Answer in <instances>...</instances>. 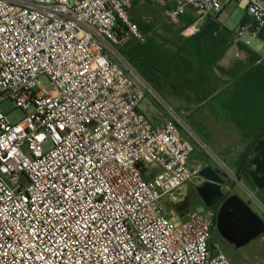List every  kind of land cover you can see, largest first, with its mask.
Here are the masks:
<instances>
[{
  "label": "built area",
  "instance_id": "built-area-1",
  "mask_svg": "<svg viewBox=\"0 0 264 264\" xmlns=\"http://www.w3.org/2000/svg\"><path fill=\"white\" fill-rule=\"evenodd\" d=\"M136 1L0 0V29H6L0 31V62L10 49L24 52L34 46L36 53L32 67L21 64V71L6 83L0 82V106L9 101L25 112L22 120L13 123L0 109V145H4L0 148V264H43L29 259L34 254L27 247L32 237L24 232L29 226L43 228L41 239L48 241L44 247L53 250L48 264H97L105 247L109 251L103 254V264H130L133 254L140 260L131 264H231L224 253L214 250L208 214L181 222L168 215L165 200L187 184L195 185L199 177L200 168L191 165L193 143L177 120L157 124L141 112L145 91L107 56L108 49L116 54L115 47H126L129 37L118 35L123 27L145 42L130 15ZM150 1L157 6L174 4L164 11L172 26L187 9H193L199 16L193 28L237 3L251 18L235 34L239 48L251 49L246 35L260 39L264 30L261 0ZM260 40L264 48V39ZM50 53L54 59L48 61L49 68L56 66L51 73L40 64V58L47 60ZM240 55L238 51L236 56ZM253 64L264 66V55L258 54ZM9 67L16 65L9 62ZM55 71L60 72L56 79L64 85L62 90L50 79ZM43 76L54 85L51 96L44 89ZM3 79L0 75V81ZM49 99L50 104L45 102ZM61 122L63 131L57 127ZM17 128L22 131L16 132ZM36 136L45 139L36 140ZM69 157L75 162L70 167L73 173L79 169L82 183L68 187L72 195L65 192L58 205L59 183L57 190L46 185L68 171L63 165ZM82 159L85 165L89 160L103 163L87 171ZM97 188L101 190L97 192ZM22 197L28 198L27 204L18 207ZM140 200L143 203L137 204ZM5 209L15 211L6 213ZM128 209L136 210L127 215ZM49 224L55 241L48 238ZM81 228L84 235L80 239L89 242L87 247L71 240L65 245L60 239L61 233L68 236Z\"/></svg>",
  "mask_w": 264,
  "mask_h": 264
},
{
  "label": "rangeland",
  "instance_id": "rangeland-1",
  "mask_svg": "<svg viewBox=\"0 0 264 264\" xmlns=\"http://www.w3.org/2000/svg\"><path fill=\"white\" fill-rule=\"evenodd\" d=\"M145 3H147L145 9L136 10V15L133 13L136 16L134 18L145 31H149L152 40L156 42V44L169 46L172 50H177V48L181 49L187 46L194 49L200 42V38H198L195 42L189 43V38H192L189 37L190 33H184L183 30H180L182 27L173 28V26L169 25L165 21L161 6L154 5L150 0H146ZM246 13L245 10L238 7L237 3L232 2L221 12L218 22L224 28L236 32L238 31L240 22L246 17ZM161 36L167 38L169 42L171 40V44L162 40ZM245 39L251 40V50L257 52L259 55H264L262 40L253 39L249 34L246 35ZM208 42L206 41L205 43ZM237 51V47H232L229 50L230 58L235 59ZM239 52L243 58L244 56H247L245 52L240 50V48ZM134 53H136L135 50H133V54ZM140 55L142 58L139 64L148 68L153 77L157 76L158 72L161 71L159 64L157 63H159V61L164 62V60L160 59V55H154V57L148 52H141ZM254 69L256 74L260 72L258 70H261L260 81H255L254 84L248 82L246 75V77L239 80L238 83H233L229 89L228 101L225 104L220 105L222 113L219 115L206 114L205 110L208 109L207 107L203 109H191L190 113L187 115L179 113L170 99V93L164 92V90H159L157 82L154 83L151 79L148 80V86L145 87L148 96L144 102V111L146 112L147 108H157L160 112H165L172 116V118L175 117V119H177V116L175 115L177 114L180 119L177 120L182 121V128L184 129L187 139H194L223 170L228 174H233L229 159H231L230 155L232 153L238 152V148L236 142L229 141L226 138V135L234 134L226 131L221 133L219 128L221 125L230 127L243 126L246 130L263 129L262 131L264 133V68ZM41 80L44 89L48 93L54 91V85L48 77L43 76ZM151 89H153L155 93ZM213 102H211L212 104L208 105V107L215 106L216 101L214 100ZM0 109L8 115L9 120L13 123H17L25 117V112L17 108L13 102L7 101L3 103L0 106ZM217 143H220L221 145H217L218 147H216ZM220 151L223 153L229 151L230 155L227 154V156L224 157L222 155L223 153L221 154ZM237 185L239 188L243 189L242 184L237 182ZM192 188L193 185L190 187L189 184L183 188L181 192L184 193L185 196L183 197L182 203L176 205V207H174V204L170 203V206L175 208L180 214V216L175 218L176 222H181L182 219H185L186 217H193L199 213H205L204 207L200 201L195 200L192 196ZM181 192H178L176 196L182 198L181 195H179ZM221 240L222 238L220 236L214 237V250H219L224 253L230 260L231 264H264V238L254 240L239 249L234 248L233 246H227L226 250L222 249Z\"/></svg>",
  "mask_w": 264,
  "mask_h": 264
},
{
  "label": "crops",
  "instance_id": "crops-1",
  "mask_svg": "<svg viewBox=\"0 0 264 264\" xmlns=\"http://www.w3.org/2000/svg\"><path fill=\"white\" fill-rule=\"evenodd\" d=\"M145 1L146 0L136 1L130 10V15L133 21L139 25L141 32L145 36V42H141L135 37L131 36L128 29L123 27L118 30V35L121 37H129L126 47H115L117 51L116 54L108 49L107 56L114 63L118 64L128 72L135 83L145 91L146 99L148 92L145 87L148 86V80L151 79L154 83L157 82L159 90H164V92L170 93V99L172 100L175 109L179 113L187 115L190 113L191 109H203L207 107L208 109L205 110L206 114L219 115L222 113L220 105H223L228 101L229 89L233 83H238L239 80L244 79L246 75L248 82H252L254 84L255 81H260L261 70H258L260 72L256 74L254 68L261 69L264 68V66H255L247 56H244V58L241 55L240 57H237L236 55L239 51V47L236 45L234 46L237 47L238 51L235 54V59L230 58L229 50L231 48L228 46L227 36L225 38L221 36L220 41H215V43H211V45H209V43H204L207 40H203L195 46L194 51L190 52L180 51L178 48L177 50H172V48L169 46L156 44V42L152 40L149 31H145L134 18L136 17V10L145 9L147 6ZM173 6V3H168L166 6H161L163 9V15L165 9L172 8ZM198 19V14L193 9L189 8L187 9L186 14L180 18L179 23L176 26H173V28H180L184 25L186 26L187 23L192 22L184 31L190 29L189 37L192 38H189V40L194 41L196 39L194 37L205 29L204 27L209 20H213L214 18H209L205 23L193 28ZM243 20H246L248 23L251 22V18L247 13ZM240 24L239 28L241 27ZM221 32L226 35V29L223 27L221 28ZM161 38L165 42H169L167 38H164L163 36H161ZM168 44H171V40ZM207 48H210V50H207ZM133 50H135L136 53L133 54ZM212 50H214V54ZM141 52H148L153 56L159 54L160 59L164 60V62L159 61V63H157L159 64L161 70L158 72L157 76L153 77L148 68L139 64L142 58L140 55ZM151 90L155 93L153 89ZM214 100L216 101L215 106L208 107V105L212 104L211 102ZM144 105L145 103H143L141 107V112L150 117L157 124L179 119L177 114H175L177 116V119H175V117L172 118V116L165 112H160L157 108H147V111L145 112ZM262 130H246V128H243V126L230 127L221 125L219 128L221 133L226 131L232 132L234 134H227L226 138L229 141L236 142L238 152H234L231 155L229 154V151L225 153L222 151L220 152L223 153L225 157L227 154H229L231 160L235 161L242 154L243 150H245V148H247L258 136L263 133ZM217 145L220 146L221 144L217 143L216 147H218ZM155 172L157 173L159 170H156ZM179 195H181L182 198L175 195L173 198L168 197L165 200L168 215L174 220L176 217L180 216V214L175 208L170 206V203L174 204V207L182 203L185 194L181 192ZM189 218L191 217H186L185 219H182V221ZM217 251L219 250H216L215 252Z\"/></svg>",
  "mask_w": 264,
  "mask_h": 264
},
{
  "label": "snow or ice",
  "instance_id": "snow-or-ice-1",
  "mask_svg": "<svg viewBox=\"0 0 264 264\" xmlns=\"http://www.w3.org/2000/svg\"><path fill=\"white\" fill-rule=\"evenodd\" d=\"M0 31H6V29H0ZM5 47H7V45H5ZM25 54H27L28 59H25ZM36 53H34V46L33 47H26L24 49V52H20L18 48H16L15 50H9L8 52H5L2 54L3 60L2 62H0V75H3L4 79L3 83H6L9 79H11L15 73L17 71H21L20 65L23 64L26 67H32V59L33 56ZM19 57V58H18ZM54 59L51 55V53L49 54V57L47 58V60L43 57L40 58V64L41 67L44 68V70L46 72H53L56 68L55 64L52 65L51 68H49L48 65V61ZM9 62H11L12 64L16 65V68H11L9 67ZM7 68V72H5V69ZM33 71H35V69H33ZM58 76H60V72L59 71H55V75H50V79H53L54 81H56V86L58 89H63L64 85H61V83L56 79ZM51 96V93L49 94ZM46 103H51V100L49 99L48 101H45ZM78 107V106H77ZM68 111L72 112L73 108L71 107V105H69L68 107ZM62 116H64V113H61ZM53 123H55V121H53ZM49 127H51V125H49ZM57 127L63 131L64 129V123L61 122L57 125ZM16 132H20L22 131V129L17 128L15 129ZM59 138V136L57 137ZM9 139H11V137H9ZM36 140H44L45 137L43 136H36L35 137ZM4 147V145H0V148ZM61 159H64V157H61ZM124 159H127V156L124 157ZM75 163L71 157L68 158V162L65 163L63 165V167L67 168L68 171L61 173L60 175L57 176V179L53 181V183L49 186L46 185V188H51L54 190H57V184L59 183V191H60V195L57 196V204L59 205L61 202V198L64 197V193L67 192L68 187H71L75 184H79L82 183V181L80 180V171L79 169L76 170L75 173H73L72 168L70 167L71 164ZM81 165H84L85 168L87 169V171H93L94 168H96L100 163H103V161L97 160L96 164H92L91 160H89L88 164L85 165V161L82 159L80 161ZM121 163H123V161H121ZM106 166V165H105ZM5 172L9 171L8 168L4 169ZM55 175V173H53ZM45 176H47L48 174L45 173ZM85 178H87L86 173H84ZM73 176H75V180H73ZM74 191H77V194H79L78 190H76L75 188H73ZM101 189L97 188L96 191L99 192ZM89 189L86 187L85 188V192H88ZM43 195H48L47 192H42ZM67 195L70 197L72 195L71 192H67ZM136 195H139V193H136ZM27 197H22L21 201L22 203L18 206V207H22L25 204H27ZM143 203V200H140L137 202V204ZM136 209H128L127 211V215H131V213L133 211H135ZM147 210V209H145ZM10 211H15V209H5V212H10ZM5 219H7V215H5ZM92 222L95 223L96 222V218L92 217ZM104 219H102L100 221V223L103 225L104 224ZM133 222L136 223V219L135 217H133ZM88 221H85V225L87 226ZM52 225L49 224V233H48V238L52 241H55L56 237L51 235V229H52ZM77 227H80L79 223H77ZM139 227V225H138ZM114 230V229H113ZM43 228H35L33 229L31 226H29V228H25L24 232H26L28 234L29 237H32V239H29L27 241V247L29 249L34 250V254L32 257H30L29 259L32 260H42L43 264H48V257L52 255L53 250L51 248H46L44 247V245L47 244V240H42L41 239V234L43 233ZM67 231V229H66ZM100 231L103 232L104 228L101 227ZM129 231H131V229H129ZM84 235V231L83 228L80 229L79 233H75L73 232L71 235L65 236L64 233H61L60 235V239L64 240L65 245H67L68 241L71 240L74 243H77L79 245H81L82 247H87L88 246V241L85 240H81L80 237ZM97 235V239H99V233L96 234ZM106 235V233H105ZM153 239H155V237H153ZM145 243H147V241H145ZM0 247H2V245H0ZM109 251V249L107 247L103 248L101 251V259L100 261L97 262V264H103V260H104V253H107ZM117 257L119 259H123V256H121V254L119 252H117ZM124 255H128L127 252L124 253ZM140 260V256L138 254H133L130 257V264L131 261H138Z\"/></svg>",
  "mask_w": 264,
  "mask_h": 264
},
{
  "label": "flooded vegetation",
  "instance_id": "flooded-vegetation-1",
  "mask_svg": "<svg viewBox=\"0 0 264 264\" xmlns=\"http://www.w3.org/2000/svg\"><path fill=\"white\" fill-rule=\"evenodd\" d=\"M260 136V139L264 140V133H262ZM257 138L247 148H245V150H243L242 154L236 161L229 159V163L233 169V174H228L225 170H223L214 160L211 159V157L194 139H190L194 146V151L191 156V165L198 166L200 168V173L199 177L195 181V185L189 184V186L191 187V185H193V188L191 190L192 196L195 198V200L200 201V203L204 207L205 213L212 218L213 245L214 237H221L217 229V217L220 206L224 201L232 196L238 195L240 198H242L264 221V188L261 189L258 186L259 184L263 185L264 173L255 175V178L251 175L252 171L256 168V165H254L253 163L255 162V158L257 156V153H255L254 150L257 147L258 142L260 141V139L258 140ZM222 155L225 157L224 154ZM208 168H211L218 176V178L222 182H224L222 186L218 187L217 183L211 182L201 176V173ZM235 180L241 181L243 189L238 187ZM204 186L207 188V192L209 193V202H213L214 192H221L222 194V196L220 197L221 199L218 201V203L210 208L204 204L197 191L198 188ZM263 238L264 234L258 236L255 240ZM221 246L222 249L226 250L227 246L233 245L229 244L224 238H222ZM233 247L235 248V246Z\"/></svg>",
  "mask_w": 264,
  "mask_h": 264
},
{
  "label": "water",
  "instance_id": "water-1",
  "mask_svg": "<svg viewBox=\"0 0 264 264\" xmlns=\"http://www.w3.org/2000/svg\"><path fill=\"white\" fill-rule=\"evenodd\" d=\"M261 1L264 2V0ZM177 121L182 127V121ZM260 137L261 136L257 139L259 140ZM254 151L257 153L255 162L253 163L256 165V168L252 171L251 175L255 178V175L264 173L263 139H260ZM201 176L211 182L217 183L218 187L224 184L211 168L204 170ZM237 182L241 184V181ZM258 186L261 189L264 188V176L263 185L259 184ZM197 191L204 204L209 208L216 205L222 196L221 192H214V200L213 202H209V193L205 186L198 188ZM217 229L222 238L239 249L254 241L258 236L264 234V221L242 198L235 195L228 198L220 206L217 217Z\"/></svg>",
  "mask_w": 264,
  "mask_h": 264
},
{
  "label": "trees",
  "instance_id": "trees-1",
  "mask_svg": "<svg viewBox=\"0 0 264 264\" xmlns=\"http://www.w3.org/2000/svg\"><path fill=\"white\" fill-rule=\"evenodd\" d=\"M219 16H220V14H216V15L210 16L209 18L213 17L214 19L213 20H209L208 23L204 27L205 29L202 30L200 33H198V35H196L194 38H196L195 40L200 38V42H202L203 40H207V42L208 41H212V42H208L209 45H211V43H215V41H220L221 36L223 38H225L227 36V38H228V46H229V48H232L235 45V34H236V32H234V31L232 32L231 30L226 29L222 25H220L219 22H218ZM191 23L190 22L187 23L186 26L184 25L180 30L184 31L188 27V25H190ZM245 23H248V22H246V20H242L240 25L242 26ZM222 27L224 29H226V35L221 32V28ZM189 33H190V31L187 32V34H189ZM201 38H202V40H201ZM260 39H264V30L260 34ZM195 40L194 41L189 40L190 41L189 43L195 42ZM208 43H206V44H208ZM207 50H210V48H207ZM240 50L245 52V54L247 55L248 59L252 63L254 62L255 58L258 56V54L255 51H253L251 49H247L243 45H241ZM180 51H186V52L189 51L190 52V51H194V49H191L190 47H183V48L180 49ZM212 51H213V54H214L215 53L214 50H212Z\"/></svg>",
  "mask_w": 264,
  "mask_h": 264
}]
</instances>
